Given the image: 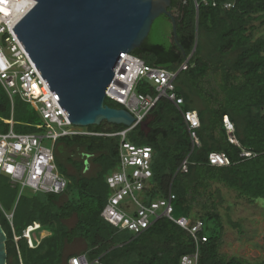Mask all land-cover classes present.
I'll return each mask as SVG.
<instances>
[{
  "label": "trees",
  "instance_id": "obj_1",
  "mask_svg": "<svg viewBox=\"0 0 264 264\" xmlns=\"http://www.w3.org/2000/svg\"><path fill=\"white\" fill-rule=\"evenodd\" d=\"M172 9L176 37L171 18L163 14L133 54L169 70L189 58L176 84L184 102L178 107L161 99L148 116L147 128L137 126L128 139L154 151L152 188L145 200L150 203L174 194L173 218L201 220L202 229L194 236L173 220L160 217L139 235L118 231L101 213L110 197L107 177L119 165L121 137L64 136L55 147L58 168L69 180L63 192L19 195V186L0 177V223L8 238L7 264H68L80 254H86L91 264H183L184 257H193L197 251L196 264H264V260L250 262L221 252L225 225L220 212L226 203L221 186L241 197L264 201V35L255 33V23L264 24V0H172ZM160 32L161 41L154 38ZM138 90L146 91L144 86ZM195 101L199 108L193 107ZM107 104L122 107L110 100ZM188 110L197 111L201 121L197 131L201 145L194 150L182 113ZM224 116L234 123L236 137L254 157L241 158V148L228 139ZM37 117L29 104L16 100L18 133L38 132ZM1 118H11V102L0 84ZM88 129L113 133L126 126L104 121ZM8 130L9 124L0 120V132ZM58 145L65 151L64 163ZM212 152H225L231 165L211 166ZM189 154L194 164L182 173L180 163ZM91 165L95 172L89 174ZM34 223L40 224L34 233L45 236L32 237L31 246L24 233ZM229 223L243 232L239 222ZM78 240L83 247L69 252Z\"/></svg>",
  "mask_w": 264,
  "mask_h": 264
},
{
  "label": "built area",
  "instance_id": "obj_2",
  "mask_svg": "<svg viewBox=\"0 0 264 264\" xmlns=\"http://www.w3.org/2000/svg\"><path fill=\"white\" fill-rule=\"evenodd\" d=\"M20 1L23 0H0V84L11 102V118L0 119L9 124L7 132H0V177L6 176L12 186L21 188V192L28 187L33 193L58 194L69 184L56 163L55 147L60 138L73 135L121 137L119 165L107 177L110 197L101 217L118 231H128L134 235L147 230L160 217H166L196 236L202 229L203 222L186 217L173 218L174 194L170 193L168 198L156 199L150 203L145 200L146 192L152 188L154 151L150 146H139L128 139L133 129L143 127L148 121L150 112L161 99L166 98L178 107L183 104V98L176 93V84L179 74L188 68L189 58L176 70H169L150 65L133 53L126 54L106 92V101L121 105V108L133 115L134 122L118 132L90 131L89 126L75 125L68 119L13 31L35 4L34 0H24L27 11L15 22L12 11ZM140 86H144L146 91L139 92ZM18 98L29 104L42 118L43 124L34 125L38 132L18 133L15 130V126L19 124L14 121V107ZM182 113L194 150L201 145L197 133L201 127L199 114L195 110ZM223 125L229 141L241 148V158L248 159L256 155L239 142L235 135V125L228 116L223 117ZM45 140H49L51 145H45ZM190 157L189 154L180 163V172H189L194 164ZM208 163L211 166L225 167L231 165V160L225 152H212ZM32 229L29 226L25 236H30ZM43 237L44 235L41 236ZM29 242L31 246L34 245L31 236ZM198 257L197 251L193 257H184L183 264H196ZM95 263H99V260H95ZM68 264L91 263L86 254H80L71 257Z\"/></svg>",
  "mask_w": 264,
  "mask_h": 264
},
{
  "label": "water",
  "instance_id": "obj_3",
  "mask_svg": "<svg viewBox=\"0 0 264 264\" xmlns=\"http://www.w3.org/2000/svg\"><path fill=\"white\" fill-rule=\"evenodd\" d=\"M13 31L68 119L79 126H130L134 117L107 104L106 92L126 54L167 15L176 37L172 0H34ZM148 121L143 125L147 128ZM0 223V264H7Z\"/></svg>",
  "mask_w": 264,
  "mask_h": 264
},
{
  "label": "rangeland",
  "instance_id": "obj_4",
  "mask_svg": "<svg viewBox=\"0 0 264 264\" xmlns=\"http://www.w3.org/2000/svg\"><path fill=\"white\" fill-rule=\"evenodd\" d=\"M255 25L258 26L256 35H264V24L261 21H257ZM154 38L161 41L162 34H154ZM109 102V101H108ZM200 102V101H199ZM194 108H199L198 102L193 103ZM36 122L43 124V120L40 117L35 118ZM57 129V128H56ZM45 145H51L49 140H45ZM60 149V151L58 150ZM60 160L64 163V149L58 145ZM74 155H77L74 154ZM90 170L88 173H94V167L88 166ZM24 196H31L34 193L28 187L24 188L21 192ZM222 193L225 197L226 203L220 209V212L224 218L225 236L224 244L221 252L229 256H238L250 262H257L264 260V201L263 200H250L241 197L237 192L230 190L224 186H221ZM9 219L12 218L11 213H7ZM230 220L239 222L243 230L240 233L237 229L231 226ZM41 233H33L32 237L36 238ZM39 237V236H38ZM83 247V242H78L69 249V252H75Z\"/></svg>",
  "mask_w": 264,
  "mask_h": 264
},
{
  "label": "bare ground",
  "instance_id": "obj_5",
  "mask_svg": "<svg viewBox=\"0 0 264 264\" xmlns=\"http://www.w3.org/2000/svg\"><path fill=\"white\" fill-rule=\"evenodd\" d=\"M26 5L25 1H20L15 7L14 10L12 11V14H14V21H18L27 11L26 10ZM17 19V20H16Z\"/></svg>",
  "mask_w": 264,
  "mask_h": 264
},
{
  "label": "clouds",
  "instance_id": "obj_6",
  "mask_svg": "<svg viewBox=\"0 0 264 264\" xmlns=\"http://www.w3.org/2000/svg\"><path fill=\"white\" fill-rule=\"evenodd\" d=\"M190 219H191V218H190ZM35 224H37V226H35ZM31 226L33 227V229L31 230V233H30L31 240H32V234H33L34 232H36L37 230L40 229V224H39V223H34V224L31 225ZM27 229H28V228H27ZM27 229H26V230H27ZM26 230H25V232H26ZM42 235L45 236V234L41 233L40 236H42ZM30 236H28V239H29ZM25 237H27V236H25ZM32 241H33V240H32Z\"/></svg>",
  "mask_w": 264,
  "mask_h": 264
},
{
  "label": "flooded vegetation",
  "instance_id": "obj_7",
  "mask_svg": "<svg viewBox=\"0 0 264 264\" xmlns=\"http://www.w3.org/2000/svg\"><path fill=\"white\" fill-rule=\"evenodd\" d=\"M173 12H175L173 9H172Z\"/></svg>",
  "mask_w": 264,
  "mask_h": 264
}]
</instances>
